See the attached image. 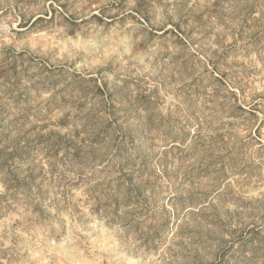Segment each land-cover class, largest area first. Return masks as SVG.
I'll list each match as a JSON object with an SVG mask.
<instances>
[{"label":"rangeland","instance_id":"obj_1","mask_svg":"<svg viewBox=\"0 0 264 264\" xmlns=\"http://www.w3.org/2000/svg\"><path fill=\"white\" fill-rule=\"evenodd\" d=\"M0 264H264V0H0Z\"/></svg>","mask_w":264,"mask_h":264},{"label":"trees","instance_id":"obj_2","mask_svg":"<svg viewBox=\"0 0 264 264\" xmlns=\"http://www.w3.org/2000/svg\"><path fill=\"white\" fill-rule=\"evenodd\" d=\"M132 177H133V172L130 171V172H128L125 175H121L120 178L118 179V182H120V180L123 179V178H132ZM165 228H166V220L162 219L161 223L156 226V232L157 233H162L161 231H164Z\"/></svg>","mask_w":264,"mask_h":264}]
</instances>
